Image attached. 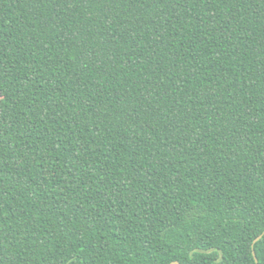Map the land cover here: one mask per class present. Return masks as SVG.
Instances as JSON below:
<instances>
[{
    "label": "trees",
    "instance_id": "16d2710c",
    "mask_svg": "<svg viewBox=\"0 0 264 264\" xmlns=\"http://www.w3.org/2000/svg\"><path fill=\"white\" fill-rule=\"evenodd\" d=\"M264 0H0V264H264Z\"/></svg>",
    "mask_w": 264,
    "mask_h": 264
},
{
    "label": "water",
    "instance_id": "95a60500",
    "mask_svg": "<svg viewBox=\"0 0 264 264\" xmlns=\"http://www.w3.org/2000/svg\"><path fill=\"white\" fill-rule=\"evenodd\" d=\"M263 234H264V229H263V231L254 239V241H253V243H255L256 241H258L259 239H261V237L263 236ZM253 256H254V259H255V261H256V263L257 264H259V262H258V258H257V256H256V253H255V251H253ZM169 264H180L178 261H172V262H170Z\"/></svg>",
    "mask_w": 264,
    "mask_h": 264
}]
</instances>
